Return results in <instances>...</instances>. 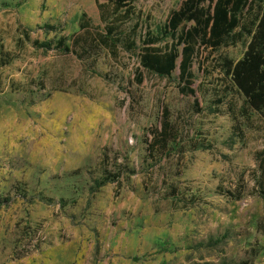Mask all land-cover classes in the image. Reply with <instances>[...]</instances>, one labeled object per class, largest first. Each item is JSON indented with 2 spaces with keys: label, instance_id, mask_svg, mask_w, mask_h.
Returning <instances> with one entry per match:
<instances>
[{
  "label": "rangeland",
  "instance_id": "1",
  "mask_svg": "<svg viewBox=\"0 0 264 264\" xmlns=\"http://www.w3.org/2000/svg\"><path fill=\"white\" fill-rule=\"evenodd\" d=\"M182 1L134 0L116 51L78 58L55 46L80 24L104 31L93 0H0V264H264V111H245L221 67L249 38L198 49L195 96L178 68L139 63ZM163 109L179 138L150 159Z\"/></svg>",
  "mask_w": 264,
  "mask_h": 264
},
{
  "label": "trees",
  "instance_id": "2",
  "mask_svg": "<svg viewBox=\"0 0 264 264\" xmlns=\"http://www.w3.org/2000/svg\"><path fill=\"white\" fill-rule=\"evenodd\" d=\"M93 1L104 31L80 24L82 34L73 36L72 47L59 39L55 46L57 51L82 58L88 47L100 45L113 53L120 41L122 25L133 16L141 17V12L133 6L134 0ZM242 19L246 21L241 23ZM137 27V23L134 24L123 36L131 47L135 46ZM237 28L249 38L246 49L241 59L235 62L225 59L221 67L243 98L245 111L260 114L264 111V0H183L178 8L170 11L160 29L161 36L146 32L140 39L139 63L146 72L159 78L168 77L178 68L179 78L187 84L182 91L195 96L191 82L185 80L194 55L200 47L217 49ZM167 35L173 42L162 48L156 46ZM76 46L83 52L78 54ZM176 130L169 122L168 111L163 109L159 126L150 132L151 139L146 144L150 159L157 150L160 154H169L168 143L176 145L179 138ZM260 168L258 181L264 194V166Z\"/></svg>",
  "mask_w": 264,
  "mask_h": 264
}]
</instances>
